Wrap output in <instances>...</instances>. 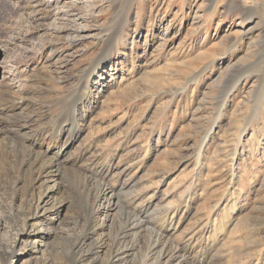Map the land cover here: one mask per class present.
Returning a JSON list of instances; mask_svg holds the SVG:
<instances>
[{"label":"rangeland","instance_id":"1","mask_svg":"<svg viewBox=\"0 0 264 264\" xmlns=\"http://www.w3.org/2000/svg\"><path fill=\"white\" fill-rule=\"evenodd\" d=\"M0 99V264H264V0H0Z\"/></svg>","mask_w":264,"mask_h":264},{"label":"bare ground","instance_id":"2","mask_svg":"<svg viewBox=\"0 0 264 264\" xmlns=\"http://www.w3.org/2000/svg\"><path fill=\"white\" fill-rule=\"evenodd\" d=\"M9 74V73H8ZM2 87V86H1ZM5 93V92H3ZM16 94V93H15ZM81 96V95H80ZM9 98V96H8ZM11 99V98H10ZM79 99V98H78ZM6 101H4L2 103L3 100L0 99V135L1 133L3 132V129H2V126L3 124H5V126L7 127H10L11 129L14 128L15 132L19 131L20 128H22L24 125L26 126H29L32 124V121H25L27 118L25 117H21V119L19 120V122L15 123V125H13L12 121L9 120V118H16L17 117V112H16V108H14V103L10 104L9 103V100L7 101V99H5ZM4 111L6 112L5 116H1V112ZM11 115V116H9ZM19 115V114H18ZM21 115V114H20ZM6 116H9V118H7ZM26 122V123H22L23 125L20 124V122ZM41 123V122H40ZM43 126V125H42ZM5 128V127H4ZM64 128V127H63ZM75 129V128H74ZM5 130V129H4ZM71 130V129H70ZM8 131V130H7ZM13 131V130H12ZM29 131V130H28ZM59 131V130H58ZM11 133V132H10ZM44 133V132H43ZM6 135V134H5ZM43 134H41L42 136ZM48 135L50 136V134L48 133ZM13 136V135H12ZM40 137V135H39ZM45 137V136H44ZM37 138V137H36ZM66 138V137H65ZM38 139V138H37ZM43 139V138H42ZM47 139V138H46ZM40 140V139H39ZM48 140V139H47ZM60 140V139H59ZM21 141V139H20ZM33 141V140H32ZM36 141H34L33 143H35ZM39 142V141H38ZM32 143V142H31ZM31 143L27 146L26 145V148L28 150V156H27V159H24L21 161L20 165L18 166V169L20 170V168L22 167H27L29 171H31L32 173V180H40L42 177H51L52 175L54 176H58V173H56L58 171V157L59 155L62 153L61 151L63 150V148L65 147V145H63L61 148H59V142L56 141L54 139V141H50V143H48L47 145L45 144V146H40L39 147V150L38 152L37 151H33L31 148H30V145ZM39 144V143H38ZM19 147V146H18ZM29 147V148H28ZM20 151V150H19ZM9 152V151H8ZM56 152V153H54ZM10 153V152H9ZM24 153V152H23ZM7 154V153H6ZM11 154V153H10ZM61 161V160H60ZM59 161V162H60ZM121 166V165H120ZM125 173V172H124ZM100 174V173H99ZM128 174V173H127ZM81 175V174H80ZM101 177V176H100ZM120 180V179H119ZM33 182V181H32ZM85 182V181H84ZM106 182H109V181H106ZM100 183V182H99ZM73 184V183H72ZM102 184V183H101ZM81 186V185H80ZM54 186H51V191L49 194H52L53 191H58L57 188H53ZM92 187V186H91ZM88 188V187H87ZM124 188V187H123ZM95 189V188H94ZM87 193V192H86ZM93 195V194H92ZM49 197V195H45L43 198L40 199V202L41 203H44L46 198ZM89 197V196H88ZM114 196V189L110 186H107V185H102L100 187V189L97 191L96 195L94 196V201L96 202H99L101 203L100 205L97 206V209H96V215H104V218L105 217H108L106 216V213L109 211L110 207H111V201L113 199ZM96 202V203H97ZM172 210V209H171ZM109 214V213H108ZM99 218V217H98ZM113 219V218H112ZM137 227V226H136ZM156 228V227H155ZM140 233V232H139ZM195 233V232H193ZM195 237V236H194ZM160 243V242H159ZM155 247H156V244H155ZM152 249V248H151ZM153 251V250H151ZM149 253V257L147 258V260L149 258H152V255L153 253ZM163 254V253H162ZM160 255V254H159ZM157 255V257L154 258V260H156L157 262L159 261V259H166L163 255L159 256ZM159 256V257H158ZM196 256V255H195ZM168 259H171V258H168ZM166 259V260H168ZM152 262H153V259H151ZM172 261V260H171ZM170 261V262H171ZM194 261V260H193ZM156 262V263H157ZM169 262V260H168ZM169 262V263H170ZM185 262V261H184ZM155 263V264H156ZM174 263V262H173ZM187 263V261H186ZM195 263V262H194ZM167 264V262H166ZM178 264V263H177Z\"/></svg>","mask_w":264,"mask_h":264}]
</instances>
